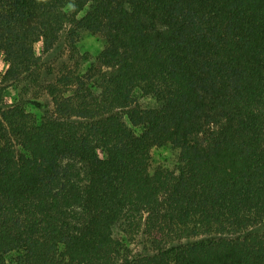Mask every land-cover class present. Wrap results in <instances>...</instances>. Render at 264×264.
<instances>
[{
    "label": "trees",
    "instance_id": "trees-1",
    "mask_svg": "<svg viewBox=\"0 0 264 264\" xmlns=\"http://www.w3.org/2000/svg\"><path fill=\"white\" fill-rule=\"evenodd\" d=\"M0 58V264H264V0H0Z\"/></svg>",
    "mask_w": 264,
    "mask_h": 264
},
{
    "label": "rangeland",
    "instance_id": "rangeland-1",
    "mask_svg": "<svg viewBox=\"0 0 264 264\" xmlns=\"http://www.w3.org/2000/svg\"><path fill=\"white\" fill-rule=\"evenodd\" d=\"M68 11H71V6L66 7ZM86 7L81 11L78 16L84 15ZM71 46L67 48L64 59L66 64L69 65L71 70L77 73H85L90 64L95 62V58L102 50L104 42L99 36L93 35L84 29H77L73 38L71 39ZM42 44L40 42L34 44V51L37 55H41ZM7 68V64L2 58H0V72L4 73ZM34 91L33 86L29 85L27 80H22L18 84L12 85L5 89L4 98L8 102H14L21 98V96H30ZM135 96L140 107L156 108L160 106V102L152 95L143 94L140 90L135 91ZM27 111L36 113V110L29 104L25 105ZM129 126L136 132L141 131L140 127ZM167 168L169 170L177 171L178 157L177 152L170 145H155L150 149V171L153 172L158 168ZM120 226H115L113 231L118 237H123Z\"/></svg>",
    "mask_w": 264,
    "mask_h": 264
}]
</instances>
